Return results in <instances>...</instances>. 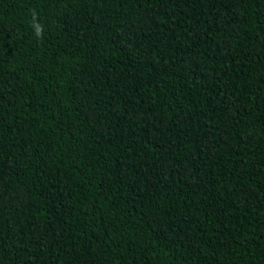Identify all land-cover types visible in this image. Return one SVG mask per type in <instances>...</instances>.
Segmentation results:
<instances>
[{"label": "trees", "instance_id": "16d2710c", "mask_svg": "<svg viewBox=\"0 0 264 264\" xmlns=\"http://www.w3.org/2000/svg\"><path fill=\"white\" fill-rule=\"evenodd\" d=\"M0 264H264V0H0Z\"/></svg>", "mask_w": 264, "mask_h": 264}, {"label": "clouds", "instance_id": "9594fccd", "mask_svg": "<svg viewBox=\"0 0 264 264\" xmlns=\"http://www.w3.org/2000/svg\"><path fill=\"white\" fill-rule=\"evenodd\" d=\"M34 33L39 38L42 35V26L38 23L33 24Z\"/></svg>", "mask_w": 264, "mask_h": 264}]
</instances>
